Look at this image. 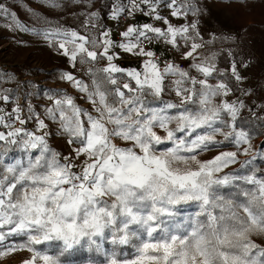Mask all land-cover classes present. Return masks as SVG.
<instances>
[{"label":"snow or ice","instance_id":"snow-or-ice-1","mask_svg":"<svg viewBox=\"0 0 264 264\" xmlns=\"http://www.w3.org/2000/svg\"><path fill=\"white\" fill-rule=\"evenodd\" d=\"M109 7L117 27L137 13L157 23L127 24L117 39L98 12H86L83 31L47 21L37 31L0 0L12 31L35 33L66 58L69 70L56 75L75 92L47 89L50 104L36 105L29 97L40 86L0 69V259L27 252L22 264H264L256 239L264 238V172L249 167L264 147L253 149L256 133L237 123L243 102L220 99L233 92L228 72L242 77L234 62L220 70L215 56L200 59L198 19L169 18L199 17V0ZM154 42L195 62L161 60L145 47ZM123 54L139 67L121 66ZM13 81L16 88L4 86ZM225 142L235 150L199 158Z\"/></svg>","mask_w":264,"mask_h":264},{"label":"trees","instance_id":"trees-1","mask_svg":"<svg viewBox=\"0 0 264 264\" xmlns=\"http://www.w3.org/2000/svg\"><path fill=\"white\" fill-rule=\"evenodd\" d=\"M207 2L217 3L229 6V11L232 15L233 23L237 28V37H229L222 30H215V34L211 37V42L207 43L205 48L199 51V57L201 60L215 56V63L217 68L220 70H227L230 65L234 62L236 66H241L248 63L249 68L253 74L254 88L250 89L252 95H255L259 101V113L251 114L248 108L244 104L243 109H241L240 117L237 123L241 128L251 132H255L256 135L253 138V149L257 146L264 147V64L256 55H262L264 51V0H206ZM113 0H94V4L90 8H85L83 5H76L71 2V0H59V7H49L48 0H7L6 6L9 7L11 12H14L17 19L21 22L27 24L30 27L37 29V31L42 30L48 25L44 22H50L51 25L62 24L65 27L73 26L75 28H80L83 31V21L85 19L84 13L86 12H98L100 15V22L107 26V17L110 12V5ZM200 4V1H199ZM235 5V7H234ZM203 9L202 5L200 4ZM206 15V11L203 9L202 15L197 17L198 19L203 18ZM37 17L40 19L38 20ZM196 16H190L188 22L194 19ZM11 21L0 18V30H6L7 24ZM2 35L0 38L4 39L7 36ZM255 39L256 48H253L251 40ZM56 52V50H54ZM195 61H187L185 68H189L190 63ZM0 69H3L0 67ZM6 70V69H4ZM60 70H67L60 65L51 62L47 67L33 66L29 63L22 62L17 65L12 70H7L12 72L19 81H29L40 86L39 95L35 98L29 97V101L40 106H47L50 101L47 100L45 95V90L53 89L51 85L58 86L63 83L57 78L56 73ZM193 75H198L194 70L189 69ZM229 79L226 82L233 89L231 94L232 97H237L243 92V87H240L238 82L234 77H231V73L228 72ZM37 77L38 81H34L33 78ZM222 79L217 77L216 80H211L210 83H216L217 80ZM45 82V84H42ZM8 88H16V83L9 82L4 85ZM29 92H35L36 89H28ZM23 89L17 93L21 95ZM41 97H44L43 99ZM167 99H174V97H166ZM220 99L223 100V97ZM22 104L24 100L21 96ZM217 140H222V135H217ZM164 147H167L165 145ZM66 149V146H65ZM228 143H223L215 148L211 152H205L203 155H208L215 152L222 151H234ZM254 152L249 153L248 156H240L239 163L231 166L229 169H225L226 172L236 171L240 169V164L245 160L251 159ZM13 156L19 154L13 153ZM200 156V157H201ZM199 157V158H200ZM249 167H255L264 172V159H257L253 161L252 165ZM193 209L188 208L187 211H192ZM258 242L264 240V238H256ZM107 247V246H106ZM125 253L131 251V249H125ZM81 257H87L90 254L87 252H81L79 254ZM96 259H102V257L97 256Z\"/></svg>","mask_w":264,"mask_h":264},{"label":"rangeland","instance_id":"rangeland-1","mask_svg":"<svg viewBox=\"0 0 264 264\" xmlns=\"http://www.w3.org/2000/svg\"><path fill=\"white\" fill-rule=\"evenodd\" d=\"M199 1L203 9L206 11V15H204L201 19L195 17L194 21H196L197 19L199 20V29L204 38L203 42H205L207 45V42L211 40V37L215 34V30L217 29L222 30L227 36H229V33L223 30L226 29L225 25L229 20L223 10L229 11V6L207 2L206 0ZM3 2L6 5L7 0H3ZM229 14L231 15L230 11ZM10 25L11 23L7 24L6 30H0V37L7 33L6 38H0V67L6 70H12L15 66L20 65V63L22 62H26L38 67L49 66L52 62L51 57L55 49L48 47L43 39L38 37L35 33H25L18 30L12 31ZM220 26H222L223 28H221ZM230 37H237V32L235 35H232ZM251 43L253 48H256L255 39H252ZM256 56L259 57V59L264 64V51L262 55ZM236 70L237 73L242 77V80L238 81V83H240V87H243L244 90L237 97L229 96L223 97V99H227L230 102H243V105L246 103L245 106L248 108L251 114L259 113V101L257 100L256 96L252 95L250 92V89L254 88L255 84L253 83V74L249 68L248 63H245L239 67L236 66ZM33 80L38 81V78L35 77L33 78ZM42 84H45V82H43ZM51 86L53 89L57 90L67 89L68 87V85L64 82L60 83L58 86ZM71 92L73 95H75V92L72 89ZM20 103H22L21 100ZM85 107H87V105H85ZM53 146L59 149H65V145L59 139L53 141ZM219 153L220 152H215L208 155H203L200 157V159L207 160L214 155H218ZM28 255L29 254L27 252H18L14 255L0 259V264H22V261L26 259Z\"/></svg>","mask_w":264,"mask_h":264},{"label":"crops","instance_id":"crops-1","mask_svg":"<svg viewBox=\"0 0 264 264\" xmlns=\"http://www.w3.org/2000/svg\"><path fill=\"white\" fill-rule=\"evenodd\" d=\"M160 10H161V12H162L163 15L169 16V10L168 9L161 8ZM223 11L226 13V16L229 18L228 22H226V25H225L226 29H223V30L225 32H228L229 33V37H230V36L236 34V29L237 28L233 24L232 17L229 14V11H227V10H223ZM169 18L173 20V23L183 24V23H187L188 22L186 20L177 21L174 18H171L170 16H169ZM194 19H192L191 21H194ZM113 22H114L113 20L109 19V14H108L107 27L111 28ZM137 23H139V24H143V23H152V24H155L157 22L154 21V20H152L149 17L144 16L141 13H137V15L134 18H129L128 22L125 23L121 27L120 31L123 30V27L125 25H127V24H137ZM220 27L223 28L222 26H220ZM114 36H115V38L119 39L118 33H114ZM203 41H204V38H203ZM197 42H201V41L200 40H197ZM145 47L146 48H149L150 47L154 52L157 53V55H159V56H161L162 58H165V59L168 58L170 51L171 50H174L169 45H167V44H165L163 42H154L151 45H148L147 44V46H145ZM204 48H202L201 50H203ZM201 50H199V51H201ZM51 61L53 63H56V64L60 65L61 67L65 68V69L69 70L68 69V64H67L66 58L58 55L56 52L53 53V55L51 57ZM118 63L121 66H123V67L132 68V67H139L140 61L136 57L130 56L128 54H123L122 57H121V59H120V61ZM238 84H239V86H241L240 83H238Z\"/></svg>","mask_w":264,"mask_h":264},{"label":"built area","instance_id":"built-area-1","mask_svg":"<svg viewBox=\"0 0 264 264\" xmlns=\"http://www.w3.org/2000/svg\"><path fill=\"white\" fill-rule=\"evenodd\" d=\"M128 20H129V19H122V20L120 21V25H119V27H117V22L114 21L113 24H112L111 29L114 31V33H118V32L120 31L121 27H122L125 23H127ZM145 46H147V44H145ZM158 56H159V55H158ZM159 58H160L161 60H174V61H176L178 64H180V66L183 67V68H185V66H186V62H187V61H185V60L180 59V53L176 52V50H171L170 53H169L168 58H166V59H165V58H162L161 56H159ZM67 90H68L70 93H72V92H71V88L67 87Z\"/></svg>","mask_w":264,"mask_h":264}]
</instances>
